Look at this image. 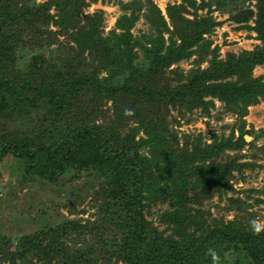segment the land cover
<instances>
[{"label": "trees", "instance_id": "16d2710c", "mask_svg": "<svg viewBox=\"0 0 264 264\" xmlns=\"http://www.w3.org/2000/svg\"><path fill=\"white\" fill-rule=\"evenodd\" d=\"M238 1L181 0L167 8L169 23L162 19L163 32L148 38L143 35V40L130 31L139 16L135 10L143 8L149 12L145 17L150 25L158 27L155 13L159 10L155 5L145 7L148 0L122 4L123 11H131L117 18L115 29L106 36L87 17L74 41L82 51L91 52L89 65H83L77 52L74 66L73 60L64 62L66 73H62L63 68L45 63L41 55L35 56L27 72L17 65L21 54L42 47L51 36L48 25L54 15L61 20L67 16L73 27L81 2L0 0V123L5 124L0 134V162L12 155L21 162L25 175L48 183L80 170L97 177L98 192L105 201L100 205L104 222L122 236L109 253L122 254L128 264H226L229 253L243 256L245 263L264 264V230H247L235 222L222 227L215 220L206 225L205 212L195 210L196 215L192 208L197 198L209 197V191L219 189L224 176L231 173L230 165L214 157L225 150H240L244 136L235 142L232 137L214 136L205 144L199 134L193 140L187 136L180 145L161 118L162 106L167 105L208 113L214 103L205 97L218 99L232 113L244 112L248 101L264 98V83L250 79L254 67L264 65V0H256L255 26H247L257 33L260 49L222 60L217 58V49L210 50L209 42L202 44L216 22L209 18L211 14L200 12ZM52 7L55 14L50 15ZM209 53V66L201 70L200 63ZM193 54L203 58L194 61L197 67L186 75L178 68L168 70ZM104 71L107 75L99 78ZM79 92L85 93L86 105L69 116ZM107 101L114 104V118L100 114L101 103ZM99 117H103L101 123ZM15 119L24 127L9 131L6 123ZM261 137L256 134L255 139ZM141 152L147 157L142 158ZM155 201L170 207L163 212L162 230L145 217V209ZM78 228L89 227L76 221L44 226L10 240L15 242L14 250L0 233V264H52L60 254L64 260L60 264H90L89 252L69 251L57 235L60 230L75 232Z\"/></svg>", "mask_w": 264, "mask_h": 264}, {"label": "rangeland", "instance_id": "374dc122", "mask_svg": "<svg viewBox=\"0 0 264 264\" xmlns=\"http://www.w3.org/2000/svg\"><path fill=\"white\" fill-rule=\"evenodd\" d=\"M30 1L18 0V4ZM33 1L35 4H42L47 0ZM128 1L130 0H78L82 6L77 14L79 20L73 24V27L72 23L69 25L67 16L61 20L62 17L54 15L56 17H53V23L48 25L51 36L46 37L42 47L38 46L37 49L34 47L29 54H21L22 59L18 61L17 69L27 72L35 56L41 55L45 63L57 65L63 68L62 73H66L64 62L69 63L73 60L72 66H74L76 62L73 58L77 52L84 60L83 65H89L91 52L88 49L82 51V46H77L74 41L78 37L76 36L77 31L80 27L83 29L86 18L89 17L92 23L100 25L99 30H103V36L108 35L115 29L117 18L126 16L131 11H123L121 8V5ZM148 1L149 3H145L144 6L155 5L159 10V14L155 13L159 21L155 23L158 27L150 25L151 23L145 17L149 15V12L145 8L141 12L135 10L139 16L130 33L142 40L143 35L148 38L154 36L158 31L163 32L164 27H160L163 25L162 19L169 23L167 8L181 3V0ZM256 7V0H240L236 3L224 4L220 9L215 6L204 9L200 13L202 15L211 14L212 16L209 18L216 24L210 34L203 36L202 44L209 42L210 50L217 49L219 51L217 58L222 60L229 55L238 56L242 51L260 49L262 44L257 39V33L253 29H248V27L255 26ZM48 13L55 14L54 7ZM185 16L192 19L189 14H185ZM116 32L119 31L116 30ZM166 37L167 35L164 36V38ZM196 49L197 47L192 48V50ZM137 54L142 59L140 50ZM67 58L68 61H65ZM201 58L203 56L193 54L177 61L168 70L178 68L182 70L183 75H186L189 70L197 67L194 61ZM210 58V53L204 56L200 63L201 70L209 66ZM134 67L137 71L138 66ZM81 69H78L76 73H81ZM106 75L107 72L104 71L100 73L99 78ZM250 79L255 83H264V65L255 66L250 74ZM84 95L83 92L77 94L74 107L67 113L69 116L86 105L83 100ZM204 100H212L214 103V107H210L209 112L205 114L200 109L185 112L181 111L182 109L178 106L167 105L166 108L162 106V121L169 132L176 136L180 145L184 144L187 136L193 140L199 134L205 144H210L214 136L224 140L232 137V141L235 142L239 136L243 135L251 137V141L245 142L240 150H225L214 157L218 163L228 165V167L230 165L231 173L224 176L219 189L209 191V197L197 198L198 202L192 205L193 211L205 212L206 225L212 223V220L219 222L222 227L227 226L229 222H235L240 228L247 230L258 228L259 231H263L264 147L262 151L259 147L264 144V98L258 97L257 102L248 101L246 110L243 112L239 109L237 113L224 110V104L218 99L205 97ZM113 106L111 101L101 103L100 114H105L107 118L108 116L114 118L113 112L116 110ZM15 121L16 119L6 123L9 131H16L24 127ZM102 121L103 117H99L98 122ZM4 125L3 122L0 123V134L5 128ZM256 134H261L262 137L256 140ZM167 139L169 140V138ZM146 157L142 155V158ZM208 163L209 161H205V164ZM240 164L245 166L239 169L231 166ZM146 168L148 169V167ZM87 175V171L80 170L71 175L58 177L54 183H48L40 178L36 179L35 176L25 175L21 162L12 155L4 157L0 162V233L11 245V250H14L15 242H10V240H15L14 238L18 236L33 234L47 225L57 227L67 221H76L81 226L89 228H82L83 230L78 228L75 232L74 230L71 232L60 230L57 233L60 236V241L67 245L69 251L80 248L86 253L89 252L90 264H128L121 256L122 254L109 253L115 246L114 242H120L122 236L109 225V222H104L100 205H103L105 201L98 192L100 181L97 177H88ZM168 208L170 207L167 202L163 204L155 201L150 208L145 209V217L153 223V226L162 230L165 228L162 215ZM197 211L194 212L196 215H198ZM64 232L68 233L63 236ZM2 255L0 252V257ZM225 257L226 264H249V261L245 263L244 257L236 253H229ZM60 259L61 254L55 256L52 264H60L61 261H64Z\"/></svg>", "mask_w": 264, "mask_h": 264}, {"label": "water", "instance_id": "95a60500", "mask_svg": "<svg viewBox=\"0 0 264 264\" xmlns=\"http://www.w3.org/2000/svg\"><path fill=\"white\" fill-rule=\"evenodd\" d=\"M244 140H245V142H250V141H251V137H249V136H244Z\"/></svg>", "mask_w": 264, "mask_h": 264}, {"label": "clouds", "instance_id": "9594fccd", "mask_svg": "<svg viewBox=\"0 0 264 264\" xmlns=\"http://www.w3.org/2000/svg\"><path fill=\"white\" fill-rule=\"evenodd\" d=\"M254 227H255V222H254ZM256 230H257V231H259V229H258V228H257Z\"/></svg>", "mask_w": 264, "mask_h": 264}]
</instances>
